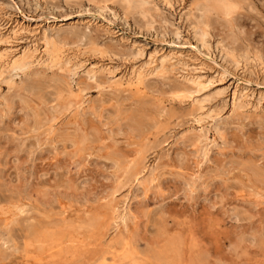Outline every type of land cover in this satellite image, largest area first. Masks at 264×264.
<instances>
[{"label": "rangeland", "instance_id": "rangeland-1", "mask_svg": "<svg viewBox=\"0 0 264 264\" xmlns=\"http://www.w3.org/2000/svg\"><path fill=\"white\" fill-rule=\"evenodd\" d=\"M229 1L0 0V264H264V0Z\"/></svg>", "mask_w": 264, "mask_h": 264}, {"label": "bare ground", "instance_id": "bare-ground-1", "mask_svg": "<svg viewBox=\"0 0 264 264\" xmlns=\"http://www.w3.org/2000/svg\"><path fill=\"white\" fill-rule=\"evenodd\" d=\"M206 1L209 3L210 6L216 8L219 11H223V12L229 11L228 10L230 7L229 0H206ZM37 239H38V243H41V247L46 246V244L51 242L49 238H46V236L45 238H37ZM89 264H182V259L181 256L179 255V257L176 256L168 261H165L164 259L157 260L154 262L150 261L142 257L139 251L136 250L130 242H128L124 238H121L117 242L109 246L107 250L101 252L98 256L91 258Z\"/></svg>", "mask_w": 264, "mask_h": 264}]
</instances>
